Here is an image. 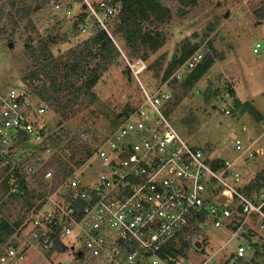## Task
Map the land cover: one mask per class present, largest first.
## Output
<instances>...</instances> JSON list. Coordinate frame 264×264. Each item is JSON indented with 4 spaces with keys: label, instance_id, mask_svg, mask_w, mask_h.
<instances>
[{
    "label": "built area",
    "instance_id": "built-area-1",
    "mask_svg": "<svg viewBox=\"0 0 264 264\" xmlns=\"http://www.w3.org/2000/svg\"><path fill=\"white\" fill-rule=\"evenodd\" d=\"M53 7L77 22L81 34L106 31L121 49L110 30L121 2L82 0L77 14L73 0H57ZM261 46L257 42L254 51ZM202 59L203 52H193L152 89L140 81L141 101L95 151L104 165L95 179L79 168L58 177L47 166L57 150L46 131L48 103L18 86L0 92V154L8 157L35 143L25 168L30 177L42 179L34 210L19 224L8 219L13 232L0 243V264H29L31 253L49 264H170L164 254L181 241L205 256L195 263L179 256L178 264H264V183H243L236 165L259 156L258 141L245 144L233 134L238 158L212 159L176 129L164 110L174 99L172 80L185 79ZM127 61L140 79L147 65ZM233 99L230 94L229 102ZM224 110L231 114L230 108ZM214 230L227 233L215 250L209 247Z\"/></svg>",
    "mask_w": 264,
    "mask_h": 264
},
{
    "label": "rangeland",
    "instance_id": "rangeland-1",
    "mask_svg": "<svg viewBox=\"0 0 264 264\" xmlns=\"http://www.w3.org/2000/svg\"><path fill=\"white\" fill-rule=\"evenodd\" d=\"M22 1L0 0V92L18 86L35 93L33 87L41 82L29 77L46 61L44 48H49L54 57L61 58L87 39L78 31V23L66 17L64 11L54 9L57 0H25L31 7L41 5L39 10L32 12V23L18 12ZM164 5L171 8L172 18L168 22L159 20L153 25H157L164 37L163 45L157 50L143 46L139 53L132 51L116 29L118 15L111 20L110 30L121 47L120 55L102 72L94 88L81 95L71 118L62 119L49 103L44 115L47 133L65 135L66 132H78L90 147H100L114 125L124 117L123 114L141 101L140 81L152 89L155 81L165 77L173 58L181 55L185 48L191 51L188 46H195L203 52V58L213 56V65L191 85L185 82L189 75L182 80L173 79L174 99L165 106V113L192 145L203 149L205 155L212 159L233 161L238 158L233 134L245 144L251 138L256 139L257 146L261 148L259 156L249 164L238 160L236 165L243 172V183L256 184L260 180L259 175L264 180V17L260 18L258 13V9L264 6V0H198L182 8L165 0ZM73 6L77 14L82 0H73ZM257 42L262 44L260 52L254 51ZM127 60H143L147 65L140 79L130 73ZM87 65L89 68L95 66L96 60L89 61ZM231 89L242 98H237L236 104L229 102ZM252 96L261 110L257 111L258 115L251 110L253 104L249 99ZM228 108L231 114L225 112L224 109ZM244 126H247L246 130H243ZM82 133L91 134L84 136ZM35 147V143L25 144L5 161L24 172L25 166L33 159ZM79 157L86 158L85 164L79 167V172L85 177L95 179L103 170L104 165L96 154L90 157L79 154ZM4 169L2 162L0 176L7 173ZM33 182L29 180L30 184ZM1 197L8 199L5 204L7 210L1 212L6 217L13 213L9 217L11 220H21L30 213V210H22V198ZM31 201L36 203V198ZM225 234L224 230L212 231L210 239L213 242L209 247L216 246L217 240L221 241ZM177 248H181L180 242ZM187 256L195 263L205 255L191 249ZM28 263L49 264L34 253L30 254Z\"/></svg>",
    "mask_w": 264,
    "mask_h": 264
},
{
    "label": "trees",
    "instance_id": "trees-1",
    "mask_svg": "<svg viewBox=\"0 0 264 264\" xmlns=\"http://www.w3.org/2000/svg\"><path fill=\"white\" fill-rule=\"evenodd\" d=\"M81 1V0H80ZM122 3L121 10L118 14L116 29L123 36L125 44L132 51L138 52L141 47H148L151 50L159 49L164 43V37L161 31L153 25L160 21L168 22L172 18V10L164 5L165 0H117ZM174 7L182 8L183 6L195 4L198 0H169ZM16 2L14 1L13 4ZM41 5L37 4L31 7L22 1L18 12L20 16H27L28 21L32 23L31 14L35 10H39ZM260 18L264 17V6L258 9ZM77 24V22H76ZM30 48V45H26ZM191 47V51L185 48L181 55L175 56L165 72V77H168L171 72L183 63L193 51L198 47ZM46 61L30 74V79L39 80L40 85L33 87L35 89L34 96L42 102L52 103L54 110L63 118L69 119L77 110V104L83 93H89L99 81L103 71L107 70V66L120 55L121 51L106 31H100L93 37H87L85 41L78 44L77 47L71 48L66 55L61 58L54 57L49 48H44ZM96 60V65L89 68L88 62ZM214 58L212 55L205 56L197 67L189 74L186 79L187 84H193L200 80L208 69L213 65ZM134 107L123 115L127 116ZM258 115V112H253ZM61 122V121H60ZM55 133L52 135L47 133L48 139L53 147L57 150L52 154L48 163V167L56 171L58 177H64L71 174L77 168L85 164L86 158H80L79 154H85L90 157L95 154L96 148L90 145L78 133ZM88 136L91 133H82ZM60 148V149H59ZM6 157L0 154V163L4 162L6 174L0 176V198L1 195L9 196L13 199L22 198L20 204L22 210L33 211L37 201L40 198V193L37 184L42 182L41 178L35 179L28 177L26 171H22L17 166L5 161ZM256 184L252 186L259 187L264 183V180L259 175ZM29 180H33L32 184ZM35 197L36 203H32L31 199ZM8 199H0V211L5 212V204ZM13 213L7 216V219L0 220V243L4 242L13 232V227L10 223L15 224L22 222L21 220H11ZM8 219L10 221H8ZM181 248L176 250V245L171 243L169 250L164 254L168 258L170 264H178L179 256L187 257L190 251V244L181 241Z\"/></svg>",
    "mask_w": 264,
    "mask_h": 264
},
{
    "label": "crops",
    "instance_id": "crops-1",
    "mask_svg": "<svg viewBox=\"0 0 264 264\" xmlns=\"http://www.w3.org/2000/svg\"><path fill=\"white\" fill-rule=\"evenodd\" d=\"M231 91V93L234 95V99H233V102L236 104V102H237V98H241L240 97V95L238 94V93H236V91H234V90H230ZM242 99V98H241ZM250 102H251V104H253V106H252V108H251V110H253V112L255 111V112H257V111H259V112H261V110H260V108H259V105H258V103H257V101H256V98L255 97H250ZM253 115V114H252Z\"/></svg>",
    "mask_w": 264,
    "mask_h": 264
}]
</instances>
